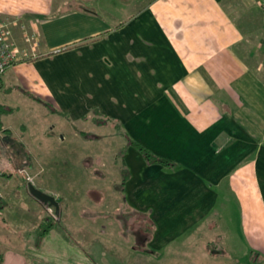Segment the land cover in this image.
<instances>
[{
	"label": "crops",
	"instance_id": "0c3cea01",
	"mask_svg": "<svg viewBox=\"0 0 264 264\" xmlns=\"http://www.w3.org/2000/svg\"><path fill=\"white\" fill-rule=\"evenodd\" d=\"M127 1L0 0L19 53L6 71L68 119L114 131L117 201L151 224L141 248L159 252L205 225L264 259L263 0H138L120 15ZM116 124L173 165L148 163ZM85 230L76 262L122 256L120 228L93 255ZM45 238L26 251L4 243L0 264L68 257L37 250Z\"/></svg>",
	"mask_w": 264,
	"mask_h": 264
},
{
	"label": "rangeland",
	"instance_id": "374dc122",
	"mask_svg": "<svg viewBox=\"0 0 264 264\" xmlns=\"http://www.w3.org/2000/svg\"><path fill=\"white\" fill-rule=\"evenodd\" d=\"M137 1L128 0V4H123L120 15L135 9L141 0ZM1 75L0 104L7 109L0 110V126L10 131L5 138L0 137L3 202L0 254L4 243L7 247L26 251L31 238L24 232L33 230L45 213L53 212L48 204L39 202L29 193L28 184L31 183L55 197L62 210L65 232L81 249H87L83 241L86 228L91 233L89 239L93 240L89 247L92 245L95 252L99 248L97 238L103 237V233L112 235L108 238L110 245L115 233L123 235L117 240L121 248L117 250L122 256L105 258L107 264H264L263 258H256L254 253L247 256L244 247L234 241L224 242L205 225L196 229L199 233L195 230L159 252L141 248L144 246L142 231L149 230L150 225L144 215L131 211L123 201H117L120 180L112 159L118 154L120 143L111 135L114 131L106 132L108 128L99 126L98 122L68 119L49 104L17 88L12 72ZM27 163L34 167L29 169L25 166ZM100 198L104 200L101 202ZM27 203L31 209H27ZM106 215L111 218L103 219ZM236 218L235 214L233 220ZM202 230L204 233L200 232ZM8 236L15 242L6 243ZM113 246L107 251L112 253ZM37 250L46 254H68V257H59V264H81L71 259L69 255L74 254L71 243L57 231H51ZM95 261L101 263L98 256Z\"/></svg>",
	"mask_w": 264,
	"mask_h": 264
},
{
	"label": "trees",
	"instance_id": "16d2710c",
	"mask_svg": "<svg viewBox=\"0 0 264 264\" xmlns=\"http://www.w3.org/2000/svg\"><path fill=\"white\" fill-rule=\"evenodd\" d=\"M2 75H0V88H1V80H2ZM7 108L4 107L3 104H0V110H6ZM58 114H61L60 112H58ZM105 121H110L109 118H105ZM1 125V124H0ZM115 129H117L120 133V136L126 141L127 144L133 146L139 153H141V155L143 156V158L148 162V163H159L161 165L164 166H171L173 165V162L169 161L168 159L165 158H161V157H157L155 156L149 149L145 148L144 146H142L141 144L137 143L136 141L130 139L127 134L123 131H120V128L118 126V124L115 125ZM10 129L9 128H3L0 126V132L3 135V138H5L7 132H9ZM1 137V135H0ZM120 153H123L122 151ZM25 166H27L29 169L32 166L31 163H27L25 164ZM2 173V172H1ZM29 176V175H28ZM124 179H122V181L120 182V185L122 187ZM104 199L100 198V201L102 202ZM58 202V201H57ZM2 196L0 199V207H2ZM51 209H53V212H48L45 213V216L41 218L40 222L37 223L35 225V227L33 228V230H31L30 232L26 233L25 235L29 236L31 238V247H33L36 243H38V240H40V238H45V236L50 232V231H57L59 233L62 234L63 238L68 239L71 243L72 246V251H74L73 256L71 257L74 261H82V254L79 252L84 251L86 253V250L83 248L81 249V247H78V243H73L71 241V236L70 234L66 233V228L63 225L62 222V210L60 209L59 203H58V212L56 213L55 208L53 206H49ZM54 213V214H53ZM151 225V224H149ZM150 230V229H149ZM148 229L143 230L142 234L145 235L146 232L149 231ZM92 246V245H91ZM93 247H90V250ZM96 250V249H95ZM95 253V251L91 254L93 255ZM95 256V255H94ZM0 258H1V254H0ZM90 260H93L94 262L95 259L90 255L89 256Z\"/></svg>",
	"mask_w": 264,
	"mask_h": 264
},
{
	"label": "built area",
	"instance_id": "2783aa9c",
	"mask_svg": "<svg viewBox=\"0 0 264 264\" xmlns=\"http://www.w3.org/2000/svg\"><path fill=\"white\" fill-rule=\"evenodd\" d=\"M261 5L264 11V0L262 1ZM8 22L9 21L6 19L0 18V75L3 74L16 60L19 59L16 42L13 38V33L10 28L11 23Z\"/></svg>",
	"mask_w": 264,
	"mask_h": 264
},
{
	"label": "water",
	"instance_id": "95a60500",
	"mask_svg": "<svg viewBox=\"0 0 264 264\" xmlns=\"http://www.w3.org/2000/svg\"><path fill=\"white\" fill-rule=\"evenodd\" d=\"M28 190L29 193L39 202L43 204H48L49 206H53L55 208L56 213L58 212V202L53 195L42 191L31 183L28 184Z\"/></svg>",
	"mask_w": 264,
	"mask_h": 264
}]
</instances>
